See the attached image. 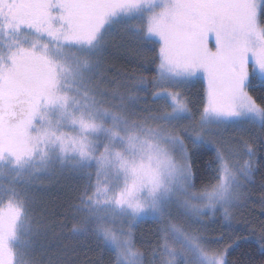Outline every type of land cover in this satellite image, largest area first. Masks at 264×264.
Here are the masks:
<instances>
[{
  "label": "snow or ice",
  "instance_id": "1",
  "mask_svg": "<svg viewBox=\"0 0 264 264\" xmlns=\"http://www.w3.org/2000/svg\"><path fill=\"white\" fill-rule=\"evenodd\" d=\"M117 37L139 74H110ZM259 154L264 0H0V264H235L249 239L264 255V219H237L257 187L264 215ZM68 178L60 217L38 214Z\"/></svg>",
  "mask_w": 264,
  "mask_h": 264
},
{
  "label": "trees",
  "instance_id": "2",
  "mask_svg": "<svg viewBox=\"0 0 264 264\" xmlns=\"http://www.w3.org/2000/svg\"><path fill=\"white\" fill-rule=\"evenodd\" d=\"M141 62V58L138 55V50L135 43L126 37H117L110 47V54L107 57V66L110 70V74H126L131 73L134 70L138 72V66ZM186 94L197 102L202 96V82L193 81L189 88L186 90ZM258 161H264V154H259ZM201 166V161L198 158H194L193 170L196 171ZM11 179L8 178L4 181H0V185L7 184ZM264 181V169H258L255 176V182L259 185ZM75 180L63 181L61 187H49L47 190H38L35 193L36 196V209L37 213L43 212L45 217L50 220H56L63 213V210L67 207L68 203L72 200L73 189L76 187ZM261 192L259 187L254 192L252 202L249 206L242 210L241 213H237V219L244 220H261L264 219V215L261 214L259 199ZM155 225L151 223H145L141 225L140 230L137 232L138 239L150 240L152 239V230ZM244 237H248L247 231L241 233ZM67 243V241H64ZM230 259L235 264H260L264 259V255L259 251V246L254 239H249L247 242L241 241V247L232 252ZM110 261H114L113 257L105 256L104 264H110Z\"/></svg>",
  "mask_w": 264,
  "mask_h": 264
},
{
  "label": "rangeland",
  "instance_id": "3",
  "mask_svg": "<svg viewBox=\"0 0 264 264\" xmlns=\"http://www.w3.org/2000/svg\"><path fill=\"white\" fill-rule=\"evenodd\" d=\"M8 178L12 179V176L11 175H8V174H0V181L1 180L4 181L5 179L8 180ZM69 180H72V179L71 178H68V179H66L64 181H69ZM214 227H216L218 229L219 228V225L217 224Z\"/></svg>",
  "mask_w": 264,
  "mask_h": 264
}]
</instances>
